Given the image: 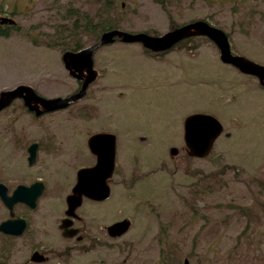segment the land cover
<instances>
[{
  "label": "rangeland",
  "instance_id": "374dc122",
  "mask_svg": "<svg viewBox=\"0 0 264 264\" xmlns=\"http://www.w3.org/2000/svg\"><path fill=\"white\" fill-rule=\"evenodd\" d=\"M113 2L118 28L157 34L205 18L227 33L232 52L264 63V0ZM3 8L15 26L0 34V89L25 83L45 96L74 91L78 82L64 68L58 42L96 39L70 31L67 13L92 12L93 0H0ZM92 58L97 77L65 108L36 116L16 98L0 110V180L45 182L30 214L34 241L53 250L45 264H264V86L221 62L202 35L160 54L115 39ZM194 111L223 125L204 157L182 149V120ZM98 130L115 135L109 195L82 200L75 223L83 237L66 240L55 223L76 168L94 161L86 138ZM33 140L39 148L27 165L25 146ZM123 216L128 229L108 236L104 225ZM25 235H0V264L28 255L35 243Z\"/></svg>",
  "mask_w": 264,
  "mask_h": 264
},
{
  "label": "water",
  "instance_id": "95a60500",
  "mask_svg": "<svg viewBox=\"0 0 264 264\" xmlns=\"http://www.w3.org/2000/svg\"><path fill=\"white\" fill-rule=\"evenodd\" d=\"M7 21L14 23L15 20L8 16H0V22ZM202 35L213 42L218 50V58L221 62L234 66L242 73L252 75L257 79L259 85L264 86V63L256 62L246 56L231 51L228 35L220 27L208 21L197 18L187 22L174 25L162 33H149L145 30L130 31L118 27H110L101 31L91 43L81 46L78 49H64L60 58L67 73L78 79V87L63 96H45L38 93L32 86L25 83H18L10 88L0 89V110L8 106L14 99H21L25 108L34 115H40L65 108L71 102L80 99L86 90L87 85L95 78L96 70L93 67L94 50L115 39L123 42H139L146 50L159 52L171 48L181 39ZM223 131L222 123L209 112L194 111L186 114L182 120L183 151L192 157H204L212 149L217 136ZM228 135V131L223 132ZM35 143L28 146V162L34 159ZM88 150L94 155V161L90 165L79 166L75 170V181L69 193L65 195L66 214L60 221L62 235L70 236L77 229L67 228L70 215L81 203L82 197L93 200L105 199L109 194L108 179L110 178L115 159V135L106 130H98L90 133L86 138ZM178 148L174 145L168 147L170 156L176 155ZM42 183L32 182L26 186L17 184L10 195L5 192V186L0 182V198L10 208L16 200H24L33 205L36 196L42 191ZM34 189V190H32ZM130 220L124 216L105 225L106 232L110 236L122 234L129 227ZM16 228H12V226ZM24 226L20 218H7L0 221V230L10 233H19ZM81 237V236H79ZM32 259H42L38 251H33ZM186 263V260H183Z\"/></svg>",
  "mask_w": 264,
  "mask_h": 264
},
{
  "label": "flooded vegetation",
  "instance_id": "af4514ba",
  "mask_svg": "<svg viewBox=\"0 0 264 264\" xmlns=\"http://www.w3.org/2000/svg\"><path fill=\"white\" fill-rule=\"evenodd\" d=\"M3 9H0V16H8V17H11V18L14 19L13 14L11 12H8L6 9H4V10ZM14 26H15V22L14 23H8L7 21L0 22V34L1 35L6 34L7 29L8 28H11V27H14ZM181 40H183V39H181ZM176 44H179V42L175 43L173 46H175ZM93 67H94V64H93ZM95 70H96V68H95ZM96 77H97V70H96V76H95V78ZM76 80H77L78 85H79V82L80 81L78 79H76ZM11 142H13V140ZM30 143H35L36 144L35 147H34V159H33L32 162H28V160H27V157H28V150H27V148L30 145ZM38 148H39V144H38L37 141H34V140L28 142L27 145L25 146V160H26L27 165L33 164V162L36 160V155H37ZM10 153H12V152L10 151ZM35 181L41 182L42 185H43V187H42V191L36 196L33 205H31L30 203H28V202H26L24 200H16V201H14L11 204V207L8 208L4 204V202L2 201V199L0 198V203H1V205L3 206V208L6 211V215L3 216L2 218H0V221L5 220L7 218H11V219L20 218V219L23 220V223H24V226H23L22 230L19 233H10V232H4V231H1L0 230V235L1 236H4V237H7V238H10V239H14V238H18V237L23 236V235L26 236L25 234L28 233V236H27L28 239H30L33 243H35V244H32L28 248L29 249L28 255L25 256V258H23L21 261L16 262V264H45L48 260H50L52 258V256L50 257L49 254H50V252H53V250L51 248L47 247V246L40 245V244H36V242H35L36 240L34 241V238H35V235H36V229H34V231L31 232L32 216H30V214L31 213H35V211L38 209L37 203H38V200H40V196H41V194L44 191L45 182L40 177H38V176L36 178H34L33 180L31 179V180H23V181L16 182L12 186H9V184H7L6 182H4L3 180H0V182H2L4 184V186H5V192H6L7 195H10L12 193L13 189L16 187L17 184H23V185L28 186L32 182H35ZM74 181H75V172H74V180H73V183H74ZM73 183L71 184V186L73 185ZM71 186H70V188H71ZM70 188H69V191H70ZM32 190H34V189H32ZM69 191L67 193H69ZM83 199L93 200V199H90V198H87V197H84V196L82 197V200ZM82 200H81V203H82ZM102 200H104V199H102ZM102 200H93V201H102ZM64 203H65V196H64ZM78 207H76V209ZM65 208H66V204H65ZM65 208H64V210H65ZM76 209L74 210V213H75L74 215L68 216L69 217V224L67 225V228H71V229L76 228L77 229L70 236H64V235H62V228L59 227V224H60L61 219L66 216V214L64 213V210H63V215L61 217H59L57 223H55L56 224V228L59 231V235L62 238H65L66 240L67 239H69V240L74 239V240H77L78 241V240H80L83 237V234H81V232L83 231V228L81 226L76 225V223H75V221L77 219H79L78 214L76 213ZM107 224H105V225H107ZM105 225H104V229H105ZM54 227H55V225H54ZM12 228L14 229L16 227L13 225ZM105 232H106V229H105ZM106 234L108 235L107 232H106ZM79 236H81V237H79ZM108 236H110V235H108ZM117 236H119V235H117ZM111 237H115V236H111ZM33 251H38V253H40L43 256V258L42 259H39V260L32 259L31 258V254H32Z\"/></svg>",
  "mask_w": 264,
  "mask_h": 264
},
{
  "label": "trees",
  "instance_id": "16d2710c",
  "mask_svg": "<svg viewBox=\"0 0 264 264\" xmlns=\"http://www.w3.org/2000/svg\"><path fill=\"white\" fill-rule=\"evenodd\" d=\"M114 0H93L94 3V9L92 12L90 11H85V10H80V8H72L70 11H67V13L70 12V14L73 16V20L71 22L70 26V31H76L77 33L79 32H86L88 35L93 36L96 38L98 34L110 27H116V23L113 20V8H114ZM207 21V19L202 18ZM63 30H66V24L65 23H60L58 24ZM176 25V24H174ZM169 26L171 28L172 26ZM5 35V34H3ZM190 37L184 38L183 40L178 41L180 42H185L188 40ZM72 44H67V41L60 40L58 44L60 43L64 49H78L81 47L80 41L78 39H75L71 41ZM173 47V46H172ZM170 49V48H169ZM168 50V49H167ZM144 51L147 52H152L154 54H160L162 52H165L166 50L159 51V52H153L146 50L144 48ZM168 264H174L172 260H169Z\"/></svg>",
  "mask_w": 264,
  "mask_h": 264
}]
</instances>
